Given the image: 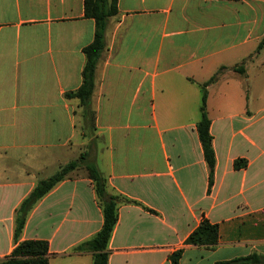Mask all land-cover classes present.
<instances>
[{"label": "crops", "instance_id": "0c3cea01", "mask_svg": "<svg viewBox=\"0 0 264 264\" xmlns=\"http://www.w3.org/2000/svg\"><path fill=\"white\" fill-rule=\"evenodd\" d=\"M84 3L0 0V262L47 169L87 151L121 198L109 264H172L177 251L179 264L264 256V0H119L96 72L94 130L65 97L82 86L95 39ZM217 73L207 87L209 191L197 125ZM203 219L219 227L215 247L187 244ZM103 225L79 170L35 205L19 242L47 241L49 264H93V253L75 249Z\"/></svg>", "mask_w": 264, "mask_h": 264}, {"label": "trees", "instance_id": "16d2710c", "mask_svg": "<svg viewBox=\"0 0 264 264\" xmlns=\"http://www.w3.org/2000/svg\"><path fill=\"white\" fill-rule=\"evenodd\" d=\"M85 16L93 19L96 23L95 39L91 45L84 49L86 64L83 70V84L74 92L65 95L67 99H76L80 103L83 112L84 127L95 129L96 113L93 109L92 100L96 90L97 67L106 49L105 32L110 18L117 16L119 0H85ZM262 47V43L259 48ZM235 71L244 74L243 67L235 68ZM217 73L203 86L201 105V120L197 130L203 146L205 160L210 170L209 191L214 183V170L216 156L213 147V136L211 134V120L207 112V87L218 79ZM89 152L83 153L76 161L62 167L54 176L38 182L30 196L24 200L16 214L15 241L17 245L12 254L2 260L0 264H49V243L47 241L30 240L19 242L24 230L27 216L35 205L50 193L57 185L85 167L88 178L93 182L98 201L104 213V225L92 239L79 245L75 250L93 253V264H109L108 246L113 231L118 222V204L121 198L111 195L107 191V181L98 170L94 162L88 161ZM236 167H241L236 162ZM219 243V227L203 219L201 225L190 235L187 244L198 247H215ZM183 255L177 251L170 256L172 264H179ZM217 264H264V256L253 254L248 257L235 259L229 262Z\"/></svg>", "mask_w": 264, "mask_h": 264}, {"label": "rangeland", "instance_id": "374dc122", "mask_svg": "<svg viewBox=\"0 0 264 264\" xmlns=\"http://www.w3.org/2000/svg\"><path fill=\"white\" fill-rule=\"evenodd\" d=\"M94 157H95V153L94 152H91L90 155L88 156V161H93ZM80 170L86 172L85 171V167H81ZM59 171H60V168L59 167H52V168L47 169L48 177L50 178V177L54 176Z\"/></svg>", "mask_w": 264, "mask_h": 264}]
</instances>
